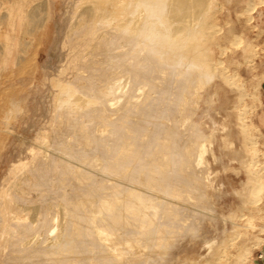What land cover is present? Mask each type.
Returning <instances> with one entry per match:
<instances>
[{
  "label": "bare ground",
  "instance_id": "obj_1",
  "mask_svg": "<svg viewBox=\"0 0 264 264\" xmlns=\"http://www.w3.org/2000/svg\"><path fill=\"white\" fill-rule=\"evenodd\" d=\"M122 2L118 4L125 9L119 10V18L126 19L125 33L121 36L126 39L122 45H126L122 49L117 45L119 54L116 49L113 52L106 49V55L111 56L105 59L116 60L113 67H122L124 71L115 78L106 75L111 80L104 91L107 95L96 94L95 88L90 93L95 81L84 75L85 82H80L82 64L75 67L74 52L61 48L70 27L76 23V12L71 13L74 2L71 8L66 4L72 17L66 20L63 17L55 24L54 41L47 46L48 57L41 65L43 81L50 83L49 71L54 76L60 75L59 62L69 63L76 74L72 80L68 77L74 76L72 71L65 73L70 78L68 82L66 77L61 81L65 82L63 86L70 84L66 91L82 94L86 90L98 97L91 96L89 104L86 101L87 109L75 110L76 115L71 108L69 112V106L60 112L55 110L58 116L64 114L60 115L62 118L53 115L57 117L53 121L60 118L65 122L63 133L57 132L59 128L53 122L51 135L46 134L48 126L44 122L45 126L37 125L33 111L24 125L12 133L9 145L25 143L29 148L35 144L36 148L31 159H17L0 175V264H166L167 242L175 236L184 211L207 210L198 202L200 198L206 199L202 190L207 186V173L204 174L207 171H197L206 164L202 141L205 134L193 117L196 83L199 79L203 81L208 71L213 76L221 73L218 67L211 68L210 63L201 61L202 57L210 61L204 43L212 25L209 3L207 0ZM124 15L127 17L123 18ZM31 25L23 29L25 34L36 32L27 30ZM25 45L23 42L21 48ZM114 52L119 59L113 57ZM52 54L57 56L55 65L50 62ZM53 81L48 86L56 82ZM44 98L41 97L40 103ZM94 101L100 105L93 104ZM102 104L105 105L101 107ZM43 110L42 117L48 112ZM83 116L84 121L89 120L86 126L80 120ZM93 122L99 123L98 126L91 128ZM6 143L0 141V159L6 154ZM17 151L11 154L15 157ZM255 152V149L247 155L244 152L242 163ZM251 162L245 161L248 165ZM253 174L247 185L254 183L249 186L252 187L249 194L255 197L262 181ZM42 233L46 236H40L45 238L40 241L46 245L35 246ZM215 245L214 239L203 243L209 255L214 254ZM52 246L57 247V256H46L49 254L46 251H50L46 250L43 258L34 257L39 255V247Z\"/></svg>",
  "mask_w": 264,
  "mask_h": 264
},
{
  "label": "rangeland",
  "instance_id": "obj_2",
  "mask_svg": "<svg viewBox=\"0 0 264 264\" xmlns=\"http://www.w3.org/2000/svg\"><path fill=\"white\" fill-rule=\"evenodd\" d=\"M63 1L62 5L60 0L55 1L54 12L50 0H0V141H7L5 147L7 152L5 150L6 154L0 159L2 176L10 163L17 159H31L30 155L36 148L35 144H32L31 148L25 143H17L16 148L9 145L12 133L18 131L19 126H23L29 119L30 111H33L32 115L37 125L43 126L46 123L44 126H48L49 129H45L46 134L51 135L50 127L53 122L59 128L57 132L63 133L65 122L60 119L62 118L60 115L64 114L58 116L56 111H63V107L69 106V112L73 109L76 115L77 110L86 108V101L89 104L91 96L98 97L90 94L94 93V88L96 94L107 95L104 91L108 88L110 79L108 80L106 75L115 78L116 74H122L124 71L122 67H113V63L114 66L117 65L116 60L111 63L105 59L111 56L109 53L106 55V49L112 52L116 49L115 52L119 54V50L126 45V43L122 45L126 39L123 40L121 37L125 33L126 19L121 21L119 18L121 10L125 7L121 8L122 4H118L124 0H83L79 4L77 0L65 1L66 4L68 1L74 2V6L72 2L68 4L70 8L74 7L71 8L74 12H71ZM207 1L211 10L212 25L209 34L204 38V43L210 61H206L204 57L201 61L203 64L210 63L211 68L218 67L222 75L220 73L213 76L208 71L205 79L201 82L199 79L196 83L193 118L199 122L200 129L205 134L202 141L205 143L203 159L206 164L203 163L197 171H207H204V174L207 173L205 182L207 186L202 190L206 194V199L200 198L198 202L205 205L203 208L209 212H205L207 210H203L202 207L203 212L184 211L175 236L167 242L169 255L166 264H252L258 255L264 256V90L260 85L264 74V0ZM33 10L34 13L31 12ZM64 11L66 13L70 11L72 15L76 12L77 18L61 48L74 52L72 62L75 67L82 64L83 76L80 82H85L84 75H89L90 81H95L96 85L91 87L90 93L85 92L86 90H82V94L66 91L65 88L70 84L66 83V86L63 84L70 78L74 80L76 70L71 69L69 63H61L62 61L59 62L62 66L60 75L56 73L55 77L52 71L47 72L50 74L49 79L55 80L56 82H53L57 84L48 86L51 81L49 84L40 82L39 66L48 57L47 45L54 41L52 20L54 16L57 20L72 17H69L71 13L66 14ZM126 17L127 15L123 16ZM28 24L32 25L28 26L27 30L36 32L30 31L32 34L29 32L25 34L23 29H26ZM23 42L26 45L21 48ZM117 45L118 48L120 46L119 50ZM115 52L113 57L119 59L120 56ZM52 56L50 62L55 65L58 63L57 56L53 54ZM69 70L74 76L70 74L68 76L70 78H67L65 73ZM78 75L77 77H80ZM65 77L66 81L61 82ZM230 80L232 84L229 83ZM41 97L44 98V102L40 103ZM84 99L87 100L83 102ZM95 103L100 105L99 101H94L93 104ZM103 105L105 104L101 107ZM43 109L48 111L44 117L41 116ZM53 115L60 117L59 120L55 121L57 117L53 118ZM88 118L90 120V115ZM83 119L84 116L80 120ZM87 119L83 120L85 126L89 122ZM95 123L90 127H97L99 123ZM23 148L25 150L27 148V151ZM11 149L18 150L15 157L11 154L13 151H8ZM252 149L256 152L249 154L248 158L246 155ZM244 152L247 158L243 159V163L247 166H243L242 163L241 157ZM244 160L247 162L255 160L257 163L252 166L254 162H251L250 168ZM252 174L256 175L257 180L259 178V181H262V187L255 197L249 194L252 188L249 186H253L254 183L247 185V180ZM43 234L46 233L39 234L35 246L46 245V242L40 241L45 239L46 235ZM209 239L216 242V250L212 255L207 254L208 249L203 246L204 241ZM55 247H39L40 253L34 257L43 258L42 254L47 252L49 254L46 256L53 258L57 256ZM58 250L56 251L59 252ZM186 259L187 261L191 259V262H187Z\"/></svg>",
  "mask_w": 264,
  "mask_h": 264
},
{
  "label": "crops",
  "instance_id": "obj_3",
  "mask_svg": "<svg viewBox=\"0 0 264 264\" xmlns=\"http://www.w3.org/2000/svg\"><path fill=\"white\" fill-rule=\"evenodd\" d=\"M51 1V5H52V9L54 10V12H55V5H54V3H55V1L56 0H50ZM60 2H61V5H62V0H60ZM32 13H34L35 11L33 10V11H31ZM56 16H54V19L52 20V28H53V37H54V35H55V24H56V22H58V20H61V18L60 19H56L55 18ZM48 46V45H47ZM47 49V48H46ZM47 60V59H46ZM46 60H43V62L42 63H44V61H46ZM42 63H41V65H42ZM41 65L39 66V71H40V75H41V77H40V82H42L43 81V71H42V68H41ZM261 86H262V89L264 90V74H263V79L261 80V84H260ZM264 255V254H263ZM254 263H252V264H264V256L262 257V255L260 254V255H258V257H257V259H255V261H253Z\"/></svg>",
  "mask_w": 264,
  "mask_h": 264
}]
</instances>
